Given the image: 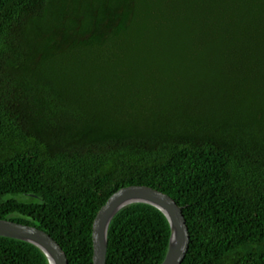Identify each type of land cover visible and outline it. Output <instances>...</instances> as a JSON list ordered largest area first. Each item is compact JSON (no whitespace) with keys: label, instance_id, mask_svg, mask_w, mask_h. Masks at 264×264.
<instances>
[{"label":"trees","instance_id":"trees-1","mask_svg":"<svg viewBox=\"0 0 264 264\" xmlns=\"http://www.w3.org/2000/svg\"><path fill=\"white\" fill-rule=\"evenodd\" d=\"M182 208V264H264V0H0V220L94 264L108 199ZM166 216L123 209L107 264H161ZM0 264H49L0 237Z\"/></svg>","mask_w":264,"mask_h":264},{"label":"water","instance_id":"water-1","mask_svg":"<svg viewBox=\"0 0 264 264\" xmlns=\"http://www.w3.org/2000/svg\"><path fill=\"white\" fill-rule=\"evenodd\" d=\"M133 204H148L159 209L171 228L167 256L161 264H182L188 255L191 235L182 208L169 195L148 187L130 186L113 194L99 211L93 225L94 264H107L109 230L114 218ZM0 237L21 240L38 247L49 264H70L60 244L47 232L30 225L0 220Z\"/></svg>","mask_w":264,"mask_h":264}]
</instances>
